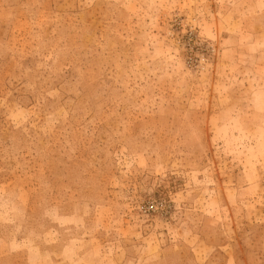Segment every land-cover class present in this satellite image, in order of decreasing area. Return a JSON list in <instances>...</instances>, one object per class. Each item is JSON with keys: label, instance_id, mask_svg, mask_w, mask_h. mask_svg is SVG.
I'll list each match as a JSON object with an SVG mask.
<instances>
[{"label": "rangeland", "instance_id": "374dc122", "mask_svg": "<svg viewBox=\"0 0 264 264\" xmlns=\"http://www.w3.org/2000/svg\"><path fill=\"white\" fill-rule=\"evenodd\" d=\"M0 264H264V0H0Z\"/></svg>", "mask_w": 264, "mask_h": 264}]
</instances>
